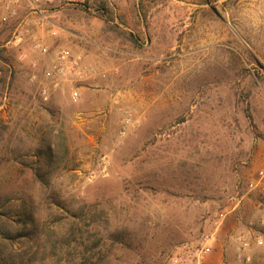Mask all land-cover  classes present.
<instances>
[{
	"label": "rangeland",
	"instance_id": "rangeland-1",
	"mask_svg": "<svg viewBox=\"0 0 264 264\" xmlns=\"http://www.w3.org/2000/svg\"><path fill=\"white\" fill-rule=\"evenodd\" d=\"M51 16L0 23V264H264V0Z\"/></svg>",
	"mask_w": 264,
	"mask_h": 264
},
{
	"label": "built area",
	"instance_id": "built-area-1",
	"mask_svg": "<svg viewBox=\"0 0 264 264\" xmlns=\"http://www.w3.org/2000/svg\"><path fill=\"white\" fill-rule=\"evenodd\" d=\"M76 0H0V23H15L11 34L15 45L21 40L19 30L30 20H34L41 26L49 25L50 34L56 35L55 24L52 23L51 14L57 10L61 2L73 3ZM39 50H48L46 45L36 43ZM76 97L77 92L72 94ZM260 177H264V168L259 170ZM264 188V187H263ZM222 216V214H220Z\"/></svg>",
	"mask_w": 264,
	"mask_h": 264
}]
</instances>
